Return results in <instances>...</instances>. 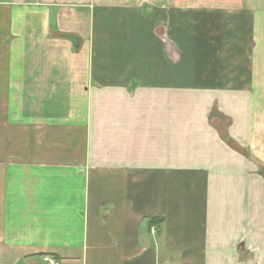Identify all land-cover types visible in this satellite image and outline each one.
Instances as JSON below:
<instances>
[{"label": "crops", "instance_id": "crops-1", "mask_svg": "<svg viewBox=\"0 0 264 264\" xmlns=\"http://www.w3.org/2000/svg\"><path fill=\"white\" fill-rule=\"evenodd\" d=\"M52 259L264 264L255 0H0V264Z\"/></svg>", "mask_w": 264, "mask_h": 264}, {"label": "rangeland", "instance_id": "rangeland-1", "mask_svg": "<svg viewBox=\"0 0 264 264\" xmlns=\"http://www.w3.org/2000/svg\"><path fill=\"white\" fill-rule=\"evenodd\" d=\"M255 6L264 9V0H255Z\"/></svg>", "mask_w": 264, "mask_h": 264}, {"label": "built area", "instance_id": "built-area-1", "mask_svg": "<svg viewBox=\"0 0 264 264\" xmlns=\"http://www.w3.org/2000/svg\"><path fill=\"white\" fill-rule=\"evenodd\" d=\"M51 264H59L56 260L52 259Z\"/></svg>", "mask_w": 264, "mask_h": 264}, {"label": "trees", "instance_id": "trees-1", "mask_svg": "<svg viewBox=\"0 0 264 264\" xmlns=\"http://www.w3.org/2000/svg\"><path fill=\"white\" fill-rule=\"evenodd\" d=\"M151 222L153 223V220H151ZM154 223H155V221H154Z\"/></svg>", "mask_w": 264, "mask_h": 264}]
</instances>
